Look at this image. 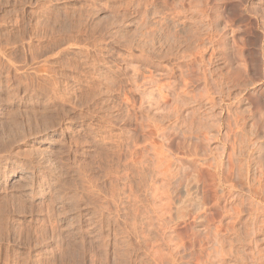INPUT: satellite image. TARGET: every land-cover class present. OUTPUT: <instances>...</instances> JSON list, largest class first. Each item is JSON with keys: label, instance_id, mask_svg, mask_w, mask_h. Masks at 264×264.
Segmentation results:
<instances>
[{"label": "rangeland", "instance_id": "obj_1", "mask_svg": "<svg viewBox=\"0 0 264 264\" xmlns=\"http://www.w3.org/2000/svg\"><path fill=\"white\" fill-rule=\"evenodd\" d=\"M191 1L0 0V264H264V0Z\"/></svg>", "mask_w": 264, "mask_h": 264}, {"label": "bare ground", "instance_id": "obj_2", "mask_svg": "<svg viewBox=\"0 0 264 264\" xmlns=\"http://www.w3.org/2000/svg\"><path fill=\"white\" fill-rule=\"evenodd\" d=\"M180 1L182 2V0H180ZM184 1H187V0H184ZM196 1H198V0H196ZM196 1H195V2H196ZM204 1H205V0H204ZM181 2H180V4H181ZM192 2H193V0L191 1V3H192ZM188 3H189V2H188ZM191 3H190L189 5H191V8H192L193 6H192ZM202 3H203V2H202ZM202 3H201V4H202ZM161 4H162V3H161ZM180 4H179V5H180ZM193 4H194V3H193ZM203 4H204V3H203ZM183 5H184V4H183ZM197 5H198V4H197ZM206 5H207V4H206ZM177 6H178V5H177ZM198 6H199V7H198ZM198 6L196 7V4H195V6H194V12H195V9L200 8V5H198ZM187 7H188V6H187ZM195 7H196V8H195ZM203 7H204V6H203ZM203 7H201V8H203ZM201 8H200V9H201ZM205 8H206V7H205ZM182 9H183V8H182ZM187 9H188V8H187ZM192 9H193V8H192ZM192 9H188V10H192ZM200 9H197V11L200 10ZM203 9H204V8H203ZM201 10H202V9H201ZM204 10H206V9H204ZM204 10H203V11H204ZM178 11H179V10H178ZM181 11H182V10H181ZM181 11H180V12H181ZM166 12H167V11H166ZM205 12H206V11H205ZM168 13H169V12H168ZM173 13H174V11H173ZM173 13H172V14H173ZM176 13H177V12H176ZM181 13H182V12H181ZM181 13H180V14H181ZM202 13H203V12H202ZM202 13H201V14H202ZM206 13H207V12H206ZM215 13H217V12H215ZM163 14H164V13H163ZM189 14H190V13H189ZM196 14H197V12H196ZM199 14H200V13H199ZM203 14H204V13H203ZM176 15H177V14H176ZM160 17H162V16H160ZM204 17H205V15H204ZM167 18H168V17H167ZM202 18H203V17H202ZM205 18H206V17H205ZM211 18H212V16H211ZM203 19H204V18H203ZM209 19H210V17H209ZM163 21H164V20H163ZM201 21H202V20H200L198 23H200ZM206 21H207V20H206ZM206 21H205V22H206ZM209 21H210V20H209ZM140 22H141V21H140ZM203 22H204V21H203ZM207 22H208V21H207ZM210 22H211V21H210ZM210 22H208L207 24H209ZM157 23H158V22H157ZM183 23H184V22H183ZM148 24H149V23H148ZM164 24H165V23H164ZM164 24H163V25H164ZM172 24H173V23H172ZM201 24H202V23H201ZM203 24H204V23H203ZM207 24H206V26H207ZM211 24H212V22H211ZM146 25H147V24H146ZM161 25H162V24H161ZM165 25H166V24H165ZM212 25H213V24H212ZM214 25H215V23H214ZM159 26H160V25H159ZM174 26H175V25H174ZM177 26H178V25H177ZM182 26H183V25H182ZM197 26H198V25H197ZM210 26H211V25H210ZM210 26L208 27V29L210 28ZM156 27H158V26H156ZM198 27H200V26H198ZM165 28H166V26H165ZM195 28H196V27H195ZM213 28H214V27H213ZM166 29H167V28H166ZM166 29H165V30H166ZM169 29H170V27H169ZM197 29H199V28H197ZM200 29H201V28H200ZM211 29H212V28H211ZM211 29H210V30H211ZM150 30H151V29H150ZM173 30H174V29H173ZM179 30H180V29H179ZM185 30H186V29H185ZM195 30H196V29H195ZM160 31H161V30H160ZM174 31H175V30H174ZM181 31H183V30H181ZM205 31H206V30H205ZM146 32H147V31H146ZM154 32H155V31H154ZM171 32H173V31H171ZM176 32H177V31H176ZM183 32H184V31H183ZM191 32H192V31H191ZM195 32H196V31H195ZM155 33H156V32H155ZM155 33H154V34H155ZM168 33L171 34L170 32H168ZM186 33H187L188 36L191 35V34H188V33H190V31H189V32L187 31ZM192 33H193V32H192ZM207 33H208V31H207ZM209 33H212V32H209ZM209 33H208V34H209ZM213 33H214V32H213ZM165 34H166V32H165ZM169 34H167V35H169ZM173 34H175V32H174ZM195 34H196V33H195ZM208 34H207V35H208ZM182 35H185V36H186V34H182ZM192 35H193V34H192ZM192 35H191V36H192ZM197 35H198V34H197ZM197 35H193V36H197ZM209 35H210V34H209ZM213 35H214V34H213ZM216 35H217V34H216ZM155 36H156V35H155ZM161 36H162V35H161ZM164 36H166V35H164ZM176 36H177V34H176ZM180 36H181V35H180ZM180 36H179V38H180ZM188 36H187V37H188ZM169 37H170V36H169ZM173 37H174V36H173ZM182 37H183V36H182ZM214 37H215V35H214ZM216 37H217V36H216ZM176 38H177V37H176ZM194 38H195V37H194ZM204 38H205V35H204ZM209 38H210V40H211L210 42H212L213 39H212L211 37H209ZM147 39H148V38H147ZM163 39H164V38L162 37V40H163ZM168 39H169V38H168ZM174 39H175V37H174ZM181 39H182V38H181ZM183 39H184V38H183ZM192 39H193V38H192ZM214 39H215V38H214ZM165 40H166V42H167V39H165ZM165 40H164V41H165ZM170 40H171V39H170ZM172 40H173V39H172ZM185 40H186V39H184V41H185ZM189 40H190V39H189ZM206 40H207V39H206ZM218 40H220V39H218ZM150 41H151V40H150ZM164 41H163V42H164ZM208 41H209V40H207V42H208ZM168 42H169V41H168ZM173 42H174V41H173ZM175 42H177V41H175ZM182 42H183V40H182ZM195 42H197V41L195 40ZM216 42H217V40H216ZM218 42H219V41H218ZM218 42H217V43H218ZM143 43H144V42H143ZM170 43H172V41H170ZM179 43H180V42H179ZM183 43H184V42H183ZM183 43H182V44H183ZM186 43H187V41H186ZM188 43H189V41H188ZM188 43H187V44H188ZM190 43H191V40H190ZM192 43H194V42L192 41ZM199 43H200V42H199ZM208 43H209V42H208ZM213 43H215V42H213ZM213 43H212V44H213ZM164 44H165V43H164ZM172 44H173V43H172ZM184 44H185V43H184ZM196 44H198V42H197ZM196 44H195V45H196ZM210 44H211V43H210ZM215 44H216V43H215ZM145 45H146V43H145ZM148 45H149V44H148ZM159 45H160V44H159ZM165 45H166V44H165ZM176 45H178V44L176 43ZM185 45H186V44H185ZM152 46H153V45H152ZM182 46H183V45H182ZM191 46H192V45H191ZM191 46H190V47H191ZM196 46H197V45H196ZM139 47H140V46H139ZM142 47H143V46H142ZM177 47H178V46H177ZM187 47H188V46H187ZM197 47H198V46H197ZM174 48H176V47H174ZM174 48H172V49L174 50ZM200 48H201V47H200ZM210 48H211V47H210ZM6 49H7V48H6ZM169 49H170V48H169ZM172 49H171V51H172ZM190 49H191V48H190ZM202 49H203V51L205 50L204 48H202ZM263 49H264V48H263ZM177 50H178V49H177ZM212 50H213V49H212ZM0 51H1V50H0ZM169 51H170V50H169ZM174 51H175V50H174ZM193 51H194V50H193ZM198 51H199V50H198ZM203 51H202V53H204ZM210 51H211V50H210ZM144 52H145V51H144ZM167 52H168V48H167ZM191 52H192V51H191ZM213 52H214V51H213ZM213 52H211L210 54H212ZM215 52H216V51H215ZM223 52H224V51H223ZM1 53H2V52H1ZM175 53H176V52H175ZM192 53H193V52H192ZM194 53H196V52H194ZM233 53H234V52H233ZM2 54H3V53H2ZM6 55H7V54H6ZM6 55H5V56H6ZM152 55H153V54H152ZM184 55H185V54H184ZM195 55H196V54H195ZM201 55H202V54H201ZM213 55H214V54H213ZM224 55H225V54H224ZM2 56H3V55H2ZM164 56H165V55H164ZM177 56H178V53H177ZM222 56H223V54H222ZM225 56H226V55H225ZM234 56H235V55H234ZM193 57H194V55H193ZM200 57H201V56H200ZM209 57H210V56H209ZM1 58H2V57H1ZM1 58H0V59H1ZM6 58H7V57H6ZM6 58H5V60H7ZM198 58H199V57H198ZM211 58H212V57H211ZM227 58H228V57H227ZM172 59H173V58H172ZM191 59H192V58H191ZM221 59H223V58H221ZM20 60H21V59H20ZM185 60H187V59H185ZM193 60H194V59H193ZM33 61H34V60H33ZM189 61H190V59H189ZM263 61H264V60H263ZM43 62H44V61H43ZM208 62H211V61L208 60ZM226 62H227V60H226ZM241 62H242V61H241ZM184 63H185V62H184ZM221 63L223 64V62H221ZM235 63H236V62H235ZM211 64H212V63H211ZM245 65H246V63H245ZM8 66H9V65H8ZM178 66H179V65H178ZM196 66H198V64H197ZM224 66H225V65H224ZM228 66H229V64H228ZM228 66H227V68H228ZM9 67H10V66H9ZM176 67H177V66H176ZM17 68H18V67H17ZM43 68H44V67H43ZM196 68H197V67H196ZM231 68H232V67H231ZM246 68H247V67H246ZM179 69H180V68H179ZM243 69H244V68H243ZM249 69H250V68H249ZM50 70H51V69H50ZM171 70H172V69H171ZM226 70H227V69H226ZM250 70H251V69H250ZM255 70H256V69H255ZM38 71H39V70H38ZM196 71H197V70H196ZM207 71H208V70H207ZM243 71H244V70H243ZM237 72H239V71H237ZM245 72H246V71H245ZM247 72H248V70H247ZM252 72H253V71H252ZM255 72H256V71H255ZM31 73H32V72H31ZM211 73H212V72H211ZM224 73H225V72H224ZM227 73H229V72H227ZM227 73H225V74H227ZM257 73H258V72H257ZM257 73H256V74H257ZM263 73H264V72H263ZM180 74H182V73H180ZM242 74H243V73H242ZM253 74H254V73H253ZM256 74H255V75H256ZM182 75H185V74H182ZM182 75H180V76H182ZM204 75H205V74H204ZM210 75H211V74H210ZM219 75H222V74L219 73ZM227 75H228V74H227ZM233 75H234V73H233ZM33 76H34V75H33ZM129 76H130V75H129ZM206 76H207V75H206ZM216 76H217V75H216ZM231 76H232V75H231ZM236 76H237V75H235V77H236ZM262 76H263V75H262ZM41 77H42V76H41ZM125 77H126V76H125ZM133 77H134V76H133ZM150 77H151V76H150ZM219 77H220V76H218L217 78H219ZM221 77H223V76H221ZM229 77H230V74H229L228 78H229ZM235 77H234V78H235ZM249 77H250V76H249ZM182 78H183V77H182ZM206 78H207V77H206ZM208 78H209V77H208ZM212 78H213V77H212ZM217 78H216V79H217ZM225 78H226V77H225ZM135 79H136V78H135ZM135 79H134V81H135ZM149 79H150V78H149ZM204 79H205V78H204ZM204 79H202V80H204ZM213 79L216 81L215 78H213ZM180 80H181V79H180ZM183 80H184V79H183ZM211 80H212V79H211ZM221 80H222V78H221ZM221 80H220V81H216V83H217V84L222 83ZM225 80H227V79H225ZM231 80L235 82V80H233V77H232ZM231 80H230V81H231ZM131 81H132V80H131ZM206 81H207V79H206ZM209 81H210V80H209ZM215 81H214V82H215ZM223 81H224V80H223ZM228 81H229V80H228ZM55 82H56V81H55ZM55 82H54V83H55ZM136 82H137V81H136ZM184 82H185V81H184ZM212 82H213V81H212ZM212 82H210V83L213 84L214 82H213V83H212ZM133 83H134V82H133ZM151 83H152V80L150 81L149 84H151ZM153 83H155V82L153 81ZM203 83H204V82H203ZM225 83H226V82H225ZM40 84H41V83H40ZM135 84H136V83H135ZM228 84H229V83H228ZM21 85H22V84H21ZM44 85H45V84H44ZM154 85H155V84H154ZM157 85H158V84H157ZM181 85H182V84H181ZM185 85H186V84H185ZM185 85H184V86H185ZM187 85H188V84H187ZM206 85H207V83H206ZM206 85H205V86H206ZM215 85H216V84H215ZM220 85L222 86V84H220ZM220 85H219V87H220ZM225 85H226V84H225ZM225 85H224V87H225ZM229 85H230V84H229ZM243 85H244V84H243ZM25 86H26V85H25ZM31 86H32V85H31ZM41 86H42V84H41ZM159 86H160V85H159ZM168 86H169V85H168ZM168 86H167V87H168ZM213 86H214V84H213ZM216 86H217V85H216ZM231 86H232V85H231ZM239 86H240V85H239ZM132 87H133V86H132ZM142 87H143V85H142ZM155 87H156V86H155ZM161 87H162V86H161ZM161 87H160L159 91H160V90H163ZM169 87H170V86H169ZM208 87H209V86H208ZM208 87H206V88H208ZM210 87H211V86H210ZM219 87H218V88H219ZM235 87H236V86H235ZM245 87H246V86H245ZM46 88H47V85H46ZM122 88H123V87H122ZM136 88H137V87H136ZM140 88H141V87H140ZM215 88H216V87H215ZM221 88H222V87H220V90H221ZM226 88H227V86H226ZM137 89H138V88H137ZM143 89H144V88H143ZM204 89H205V88H204ZM216 89H217V88H216ZM228 89H229V88H228ZM41 90H42V87H41ZM45 90H47V89H45ZM49 90H50V89H49ZM150 90H151V89H150ZM152 90H153V89H152ZM155 90H156V89H155ZM157 90H158V87H157ZM180 90H181V89H180ZM185 91H186V90H185ZM208 91H209V90H208ZM222 91H223V90H222ZM240 91H241V90H240ZM45 92H46V91H45ZM122 92H123V91H122ZM139 92H140V91H139ZM146 92H147V91H146ZM148 92H149V91H148ZM150 92H151V91H150ZM204 92H205V90H204ZM210 92H211V91H210ZM217 92H219V89L217 90ZM217 92H216V93H217ZM227 92H228V91H227ZM241 92H242V91H241ZM152 93H153V92H152ZM152 93H151V94H152ZM157 93H158V92H157ZM160 93H162V92H160ZM221 93H224V92H220V93H218V94L221 95ZM237 93H238V92H237ZM47 94H48V93H46V95H47ZM50 94H51V95H50ZM54 94H55V92H53V89H52L51 92L49 91V95H50V96H53V97H54V96H55ZM184 94H185V93H184ZM204 94H206V93H204ZM242 94H243V93H242ZM44 95H45V94H44ZM137 95H138V93H137ZM140 95H141V93H140ZM147 95H148V94H147ZM198 95H199V94H198ZM206 95H207V94H206ZM206 95H205V97H206ZM226 95H227V94H226ZM236 95H237V94H236ZM238 95H239V94H238ZM150 96H151V95H150ZM150 96H149V98L146 97V100H147V99L149 100V99H150ZM158 96H160L159 93H158ZM175 96H176V95H175ZM122 97H123V96H122ZM140 97H142V96H140ZM152 97H153V96H152ZM161 97H163V96H161ZM161 97H159V100H160ZM177 97H178V96H177ZM207 97H208V96H207ZM207 97H206V98H207ZM225 97H226V96H225ZM239 97H240V96H239ZM51 98H52V97H51ZM153 98H154V97H153ZM175 98H176V97H175ZM206 98H204V99H206ZM210 98H211V97H210ZM212 98H213V97H212ZM212 98H211V99L207 98V99L209 100V102H212V100H213V103H214V99H212ZM217 98H218V97H217ZM234 98L236 99L237 97H234ZM144 99H145V98H144ZM144 99H143V100H144ZM235 99H234V100H235ZM146 100H144V101H146ZM150 100H151V99H150ZM154 100H155V99H154ZM164 100H165V99H164ZM208 100H206V101H208ZM210 100H211V101H210ZM234 100H233V102H232L233 104H234V102L237 103V102L240 101V100L237 101L238 99H237L236 101H234ZM157 101H158V100H157ZM161 101H163V99H161ZM174 101H175V100H174ZM187 101H188V100H187ZM195 101H196V100H195ZM195 101H194V102H195ZM148 102L150 103L151 101H148ZM148 102H146V103L148 104ZM158 102H160V101H158ZM158 102H157V103H158ZM216 102H217V101H216ZM221 102H223V101H221ZM221 102H220V103H221ZM120 103H121V102H120ZM142 103H143V102H142ZM163 103H165V101H163ZM163 103H162V104H163ZM182 103H183V102H182ZM240 103H241V102H240ZM240 103H239V104H240ZM127 104H128V103H127ZM162 104H161V105H162ZM170 104H171V102H170ZM139 105H140V104H139ZM150 105H151V104H150ZM152 105H153V104H152ZM156 105L158 106L159 104H156ZM172 105H173V104H172ZM212 105H213V104H212ZM217 105H218V104H217ZM219 105H220V104H219ZM154 106H155V104H154ZM226 106H227V105H226ZM230 106H231V105H230ZM237 106H238V105H237ZM146 107H147V106H146ZM148 107H150V106H148ZM223 107H225V106H223ZM232 107H233V106H232ZM141 108H142V107H141ZM207 108H208V107H207ZM213 108H214V105H213ZM219 108H220V107H219ZM228 108H229V107H228ZM177 109H178V108H177ZM197 109H198V108H197ZM222 109H223V108H222ZM222 109H221V110H222ZM224 109H225V108H224ZM157 110H158V109H157ZM169 110H170V109H169ZM175 110H176V109H175ZM195 110H196V109H195ZM225 111H227V109H226ZM259 111H260V110H259ZM144 112H145V111H144ZM156 112H157V111H156ZM230 112H231V111H230ZM134 113H135V112H134ZM197 113H198V112H197ZM234 113H235V112H234ZM234 113H233V114H234ZM261 113H262V112H261ZM147 114H148V113H147ZM238 114H239L240 116H239ZM149 115H150V114H149ZM175 115H177V114H175ZM195 115H196V114H195ZM230 115H231V114H230ZM236 115H238L240 118H242L240 112H239V113L237 112ZM250 115H251V114H250ZM261 115H262V114H261ZM151 116H152V115H151ZM227 116H228V115H227ZM244 116H245V115H244ZM147 117H148V116H147ZM167 117H168V116H167ZM239 117H238V118H239ZM176 118H178V117H176ZM182 118H183V117H182ZM191 118H192V117H191ZM197 118H198V117H197ZM233 118H234V117H233ZM238 118H235V120L237 121ZM253 118H254V117H253ZM261 118H262V116H261ZM135 119H136V118H135ZM161 119H162V118H161ZM180 119H181V118H180ZM198 119H199V118H198ZM263 119H264V118H263ZM263 119H262V120H263ZM144 120H145V119H144ZM149 120H150V119H149ZM149 120H148V122H150ZM181 120H182V119H181ZM242 120H244V119H242ZM252 120H253V119H252ZM240 121H241V119H240ZM240 121H239V122H240ZM134 122H135V121H134ZM154 122H155V121H154ZM204 122H205V121H204ZM135 123H136V122H135ZM138 123H139V122H138ZM151 123H152V122H151ZM173 123H174V122H173ZM206 123H207V122H206ZM227 123H229V122H227ZM236 123H237V122H236ZM242 123H243V122H242ZM232 124H233V123H232ZM234 124H235V123H234ZM147 125H148V124H147ZM152 125H153V123H152ZM201 125H202V124H201ZM221 125H222V124H221ZM227 125H228V124H227ZM238 125H240V124H238ZM155 126H156V125H155ZM212 126H213V125H212ZM231 126H232V125H231ZM145 127H146V126H145ZM156 127H157V126H156ZM203 127H204V126H203ZM210 127H211V126H210ZM227 127H228V126H227ZM237 127H238V126H237ZM141 128H142V127H141ZM159 128H160V127H159ZM206 128H208V127L206 126ZM225 128H226V127H225ZM252 128H253V127H252ZM254 128H255V127H254ZM149 129H150V128H149ZM209 129H210V128H209ZM212 129H213V128H212ZM173 130H174V129H173ZM229 130H230V128H229ZM235 130H236V128H235ZM238 130H239V129H238ZM240 130H241V128H240ZM240 130H239V131H240ZM255 130H256V129H255ZM184 131H185V130H184ZM226 131H227V130H226ZM241 131H242V130H241ZM244 131H245V130H244ZM249 131H250V130H249ZM153 132H154V131H153ZM174 132H175V131H174ZM262 132H263V131H262ZM226 133H227V132H226ZM253 133H254V132H253ZM256 133H257V132H256ZM186 134H187V133H186ZM206 134H207V133H206ZM246 134H248V133H246ZM246 134H245V135H246ZM258 134H259V133H258ZM189 135H190V134H189ZM233 135H234V134H233ZM250 135H251V134H250ZM161 136H162V135H161ZM183 136H184V135H183ZM256 136H257V134H256ZM181 137H182V136H181ZM184 137H185V136H184ZM222 137H223V136H222ZM227 137H228V136H227ZM243 137H244V136H243ZM253 137H254V136H253ZM253 137H252V138H253ZM235 138H236V137H235ZM238 138H239V137H238ZM247 138H248V137H247ZM261 138H262V137H261ZM162 139H163V138H162ZM224 139H225V138H224ZM248 139H250V138H248ZM255 139H257V138H255ZM258 139H259V138H258ZM155 140H156V139H155ZM187 140H188V139H187ZM253 140H254V139H253ZM261 140H262V139H261ZM161 141H162V140H161ZM221 141H222V140H221ZM239 142H240V141H239ZM251 142H252V141H251ZM230 143H231V142H230ZM232 143H233V142H232ZM245 143H246V142H245ZM247 143H248V142H247ZM249 143H250V142H249ZM234 145H235V144H234ZM240 145H241V144H240ZM252 145H253V144H251V146H252ZM258 145H260V144H258ZM258 145H257V146H258ZM150 146H151V145H150ZM223 146H224V145H223ZM155 147H156V146H155ZM158 147H159V146H158ZM195 147H196V146H195ZM151 148H152V147H151ZM232 148H235V147H232ZM245 148H246V147H245ZM257 148H258V147H257ZM155 149H156V148H155ZM237 149H238V148H237ZM239 149H240V148H239ZM161 150H162V149H161ZM232 150H233V149H232ZM258 150H260V149H258ZM258 150H257V152H259ZM261 151H262V150H261ZM153 152H154V151H153ZM163 152H164V151H163ZM251 152H252V151H251ZM251 152H250V153H251ZM144 153H145V152H144ZM154 153H155V152H154ZM229 153H230V152H229ZM260 153H261V152H260ZM205 155H206V154H205ZM205 155H204V156H205ZM233 155H235V154H233ZM254 155H255V154H254ZM144 156H145V155H144ZM158 156H159V155H158ZM167 156H168V155H167ZM239 156H240V155H239ZM261 156H263V155H261ZM261 156H260V157H261ZM169 157H171V156H169ZM260 157H259V158H260ZM153 158H154V157H153ZM242 158H243V157H242ZM261 158H262V157H261ZM166 159H167V158H166ZM156 160H157V159H156ZM169 160H170V159H169ZM199 160H200V159H199ZM261 160H262V159H261ZM167 161H168V160H167ZM204 161H205V160H204ZM244 161H245V160H244ZM144 162H145V161H144ZM216 162H217V160H216ZM218 162H219V161H218ZM5 163H6V162H5ZM157 163H158V162H157ZM159 163H160V161H159ZM159 163H158V164H159ZM204 163H205V162H204ZM207 163H208V161H207ZM207 163H206V166H207ZM256 163H257V161H256ZM202 164H203V163H202ZM208 164H209V163H208ZM210 164H211V163H210ZM210 164H209V165H210ZM216 164H217V163H216ZM130 165H131V164H130ZM154 165H156V164H154ZM203 165H204V164H203ZM168 166H169V165H168ZM201 166H202V165H201ZM18 167H23V169H24V164H22V163L20 162V163L18 164ZM164 167H165V166H164ZM255 167H256V166H255ZM155 168H156V167H155ZM218 168H219V167H218ZM137 170H138V169H137ZM163 170H164V169H163ZM213 170H214V169H213ZM222 170H223V169H222ZM257 170H258V169H257ZM262 170H263V169H262ZM260 171H261V170H260ZM15 172H18V171H14V168H13V169H9L6 173L3 174L4 179H3V182H1V183H3V184H0V187H2L3 190L6 188V181H7V179L10 178ZM170 172H171V171H170ZM196 172H197V171H196ZM176 173H177V172H176ZM164 174H165V173H164ZM196 174H197V173H196ZM192 176L194 177V174H193ZM29 177H30V176H29ZM240 177H241V176H240ZM255 177H256V176H255ZM194 178H195V177H194ZM223 178H224V177H223ZM191 179H192V178H191ZM195 179H196V178H195ZM258 179H259V178H258ZM186 180H187V179H186ZM213 180H214V179H213ZM187 181H188V180H187ZM263 181H264V180H263ZM185 182H186V181H185ZM193 182H194V179H193ZM216 182H217V181H216ZM227 182H228V181H227ZM242 182H243V181H242ZM257 182H258V181H257ZM219 183H220V182H219ZM221 183H222V182H221ZM185 184H186V183H185ZM223 184H224V185H228V184H225V183H223ZM258 184H259V183H258ZM1 185H2V186H1ZM186 185H187V184H186ZM216 186H217V184H216ZM228 186L230 187L231 184H229ZM185 187H186V186H185ZM155 188H156V187H155ZM188 188H189V187H188ZM222 188H223V187H222ZM232 188H233V187H232ZM236 188H238V187L236 186L234 189H236ZM249 188H250V187H248V189H249ZM252 188H253V187H252ZM121 189H122V188H121ZM189 189H190V188H189ZM218 189H219V188H218ZM250 189H251V188H250ZM257 189H258V188H257ZM259 189H260V187H259ZM0 190H1V188H0ZM222 190H223V189H222ZM222 190H221V191H222ZM240 190H241V189H240ZM251 190H252V189H251ZM37 191H42V192L45 191L44 186L40 185V186H38V187H36V188L33 187V188H31V189L29 190V193H32V194H33V193H36ZM164 191H165V190H164ZM230 191H231V189H230ZM252 191L254 192V190H252ZM252 191H249V192H252ZM258 191H259V190H258ZM42 192H40V193H42ZM112 192H113V191H112ZM185 192H186V191H185ZM188 192H189V191H188ZM218 192H220V191H218ZM247 192H248V190H247ZM247 192H246V193H247ZM259 192H260V191H259ZM259 192H258V193H259ZM261 192H262V189H261ZM29 193H28V194H29ZM231 193H232V192H231ZM151 194H152V193H151ZM155 194H156V193H155ZM184 194H185V193H184ZM227 194H228V193H227ZM111 195H112V194H111ZM158 195H159V194H158ZM163 195H164V192H163ZM186 195H187L186 197H188V194H186ZM189 195H190V194H189ZM221 195H222V194H221ZM234 195H235V194H233L232 197H234ZM236 195H237V194H236ZM253 195H254V193H253ZM258 195H259V194H258ZM215 196H216V195H215ZM240 196H241V195H240ZM254 196H255V195H254ZM156 197H157V196H156ZM156 197H155V198H156ZM191 197H192V196H191ZM235 197H236V196H235ZM251 197H252V196H251ZM157 198H158V197H157ZM188 198H190V197H188ZM192 199H193V198H192ZM235 199H236V198H235ZM257 199H258V197H257ZM181 200H184V199H181ZM239 200H242V198L239 199ZM249 200H250V199H249ZM253 200H254V199H253ZM258 200H259V199H258ZM184 201H185V200H184ZM186 201H187V198H186ZM189 201H190V199H189ZM189 201H187V202H189ZM204 201H205V200H204ZM219 201H220V200H219ZM194 202H195V201H194ZM239 202H240V201H239ZM239 202H238V203H239ZM175 203H176V202H175ZM191 203H193V202L191 201ZM191 203H190V204H191ZM203 203H204V202H203ZM241 203H242V201H241ZM241 203H240V204H241ZM257 203H258V202H257ZM166 204H167V203H166ZM179 204L181 205V202H180ZM185 204H187V203H185ZM193 204H194V203H193ZM195 204H196V203H195ZM199 204H200V202H199ZM199 204H197V205H199ZM240 204H239V206H240ZM252 204L254 205V202H253ZM255 204H256V203H255ZM170 205H171V204H170ZM177 206H179L178 203H177ZM177 206H176V207H177ZM185 206H186V205H185ZM191 206H193V205H191ZM194 206H195V205H194ZM194 206H193V207H194ZM256 206H257V205H256ZM256 206H255V207H256ZM167 207H168V206H167ZM182 207H184L183 204H182ZM187 207H188V206H186L185 208H187ZM198 207L200 208V206H195V208H198ZM235 207H236V206H235ZM255 207H253V209H254ZM153 208H154V207H153ZM188 208H189V207H188ZM261 208H262V207H261ZM160 209H162V208H160ZM177 209H178V208H177ZM181 209H182V208L179 207V210H181ZM238 209H239V208H238ZM168 210H169V209H168ZM188 210H189V209H188ZM198 210H200V209H198ZM249 210H251V208H250ZM255 210H256V208H255ZM145 211H146V210H145ZM183 211H184V210H183ZM238 211H239V210H238ZM256 211H257V210H256ZM135 212H136V211H135ZM191 212H192V211H191ZM196 212H197V211H196ZM229 212H230V211H229ZM258 212H260V211H258ZM184 213H185V212H184ZM184 213H183V214H184ZM223 213H224V212H223ZM256 213H257V212H256ZM166 214H167V213H166ZM168 214H169V212H168ZM168 214H167V215H168ZM183 214H182V215H183ZM238 214H240V213H238ZM238 214L236 213V215H238ZM257 214H259V213H257ZM236 215H235V219H236ZM249 215H251V214H249ZM161 216H162V215H161ZM195 216H196V215H195ZM182 217H183V216H182ZM252 217H253V216H252ZM262 217H263V216H262ZM162 218H163V217H162ZM166 218H167V217H166ZM176 218H177V217H176ZM233 218H234V217H233ZM237 218H238V217H237ZM252 219H253V218H252ZM109 220H110V219H109ZM231 220H232V219H231ZM150 221H151V220H150ZM261 221H262V220H261ZM263 221H264V220H263ZM250 222H251V221H250ZM141 223H142V222H141ZM149 223H150V222H149ZM200 223H201V222H200ZM261 223H263V222H261ZM244 225H245V224H244ZM259 226H260V225H259ZM213 233H216V232H213ZM217 238H218V237H217ZM215 241H216V240H215ZM217 241H218V239H217ZM220 242H221V241H220ZM214 243H215V242H214ZM219 244H220V243H219ZM221 244H222V243H221ZM224 244H225V243H224ZM224 244H223V245H224ZM217 245H218V244H217ZM217 245H216V246H217ZM223 245H220L219 247L222 248ZM67 246H68V245H67ZM114 246H115V245H114ZM213 246H215V245H213ZM216 246H215V247H216ZM221 246H222V247H221ZM149 247H150V246H149ZM151 249H152V248H151ZM218 249H219V248H218ZM223 249H224V248H222L221 250H223ZM213 250H215V249H213ZM139 251H140V250H139ZM219 251H220V250H219ZM221 252H222V251H221ZM221 252H220V253H221ZM253 252H254V251H253ZM117 253H118V252H117ZM210 253H211V252H210ZM215 253H216V252H215ZM217 253H219V252H217ZM217 253H216V254H217ZM222 253H223V252H222ZM222 253H221V254H222ZM225 253H226V252H225ZM157 254H158V253H157ZM211 254H212V253H211ZM216 254L214 255L215 257H216ZM12 255H13V254H12ZM158 255H159V254H158ZM218 255H219V254H218ZM222 255H224V254H222ZM14 256H15V255H14ZM64 256H65V255H64ZM162 256H163V255H162ZM214 256H213V257H214ZM209 258H210V257H209ZM217 258H218V257H217ZM229 258H230V257H229ZM219 259H220V257H219ZM161 260H162V259H161ZM161 260H160V262H161ZM209 260H210V259H209ZM215 260H216V259H214V261H215ZM217 261H218V260H217ZM251 261H252V260H251ZM262 261H263V260H262ZM211 262H212V261H211ZM258 262H259V261H258ZM263 262H264V261H263ZM25 263H26V262H25ZM199 263H200V262H199ZM213 263H214V262H213ZM215 263H216V262H215ZM223 263H224V262H223ZM211 264H212V263H211ZM255 264H256V263H255ZM262 264H263V263H262Z\"/></svg>", "mask_w": 264, "mask_h": 264}]
</instances>
